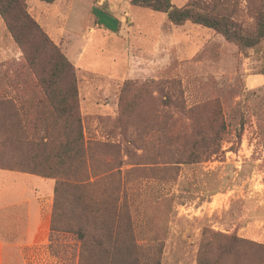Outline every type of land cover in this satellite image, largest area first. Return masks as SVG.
<instances>
[{
  "label": "rangeland",
  "instance_id": "374dc122",
  "mask_svg": "<svg viewBox=\"0 0 264 264\" xmlns=\"http://www.w3.org/2000/svg\"><path fill=\"white\" fill-rule=\"evenodd\" d=\"M190 1L172 3L181 7ZM202 1L221 3L250 32L264 2ZM48 4L57 10L50 16L52 30L63 24L69 33L58 43L43 31L74 68L84 140L90 141L78 176L90 181L104 177L92 188L100 199L126 195L135 239L148 243L151 254L161 244L160 264H197L203 243L220 242L213 233H235L244 241L239 264L264 258V248L257 247H264V39L257 49L243 52L212 29L190 22L174 25L164 13L133 6L130 0H26L37 23L40 10L51 8ZM99 12L103 26L95 16ZM105 15L116 17V31ZM93 31L101 38L95 34L77 67L69 58L82 51ZM50 114L0 17V169L19 160L27 166L31 156H45L33 154L27 141L45 135ZM219 114L227 131L219 146L207 140L192 157L198 162L186 163L193 151L187 133L207 130L206 122ZM212 125L216 129L220 123ZM240 130V143L234 146ZM32 178L28 186L48 191L53 206L55 179L43 183ZM100 202V210H111L105 199ZM125 218L122 213L121 228ZM56 236L52 249L62 255L57 264H75L80 242L70 233ZM20 263L30 260L14 258L8 264Z\"/></svg>",
  "mask_w": 264,
  "mask_h": 264
},
{
  "label": "trees",
  "instance_id": "16d2710c",
  "mask_svg": "<svg viewBox=\"0 0 264 264\" xmlns=\"http://www.w3.org/2000/svg\"><path fill=\"white\" fill-rule=\"evenodd\" d=\"M40 1L52 3L54 0ZM130 4L164 13L167 21L174 25L190 22L212 29L243 52L257 49L264 39V2L257 7L252 32L235 22L228 14L227 7L216 1L209 4L202 0H192L181 7L175 6L172 0H130ZM0 17L21 50L23 59L51 110L47 118L50 125L46 128L45 135L27 141L33 154L40 151L45 156L39 159L35 155L31 156V164L28 162L27 166H24V160H19L14 165L3 167L55 179L49 249L53 250V244L58 240L56 235L70 233L80 242L76 264H160L162 245L160 244L155 254H151L148 243H138L135 239V223L126 195L122 199L120 193L100 199L102 195L94 193L92 188L104 181V177L90 181L91 177L77 174L78 166L85 167L90 141L84 140L73 66L30 16L26 0H0ZM212 122H219L220 126L212 129ZM206 123L210 130L195 128L187 133L186 138L192 140L193 151L189 154L191 159L186 163L198 162L192 157L197 155L202 143L212 140L219 146L227 133L221 114ZM20 128L22 133L26 132L25 125ZM19 133L18 131L17 139ZM241 135V130L236 132L234 146L240 143ZM234 146H231L232 150L235 149ZM76 163L78 165L75 172H72L73 164ZM104 199L105 203L111 205V210H100V200ZM122 213L126 215L124 228L119 223ZM121 234L126 238L121 239ZM213 237H219L220 242L216 246L210 242L203 243L199 248L197 264H239L238 256L245 252L242 244L244 241L235 233H213ZM257 247L264 248L261 244ZM254 262L264 264V258H257Z\"/></svg>",
  "mask_w": 264,
  "mask_h": 264
},
{
  "label": "crops",
  "instance_id": "0c3cea01",
  "mask_svg": "<svg viewBox=\"0 0 264 264\" xmlns=\"http://www.w3.org/2000/svg\"><path fill=\"white\" fill-rule=\"evenodd\" d=\"M48 5L51 8H45L43 11L40 10L43 9L42 7H38L41 17L36 20L49 37L59 43L69 31L63 24H58L56 30H52L50 16L55 15L57 10H52L53 6ZM95 16L102 25L103 23L99 20L102 13L99 12L98 16ZM109 17L105 15V19L113 29L111 31L114 32L117 19L112 15ZM95 34L99 35L96 31L91 32L82 51L78 54L74 53L75 55L69 58L72 64L80 67L81 58ZM98 38H101V35ZM75 48L77 51L78 46ZM33 176L38 177L43 183L47 181L46 178L35 174L0 169V264H8L9 260L14 258L30 260V263L23 264H57V260L62 257L58 252L49 249L52 195L48 191L45 193L43 190L29 187L27 182L33 179ZM12 178L16 182L12 183ZM29 247H34L35 250H28ZM71 257L74 256L71 254L69 258ZM75 258L77 263L78 253Z\"/></svg>",
  "mask_w": 264,
  "mask_h": 264
}]
</instances>
